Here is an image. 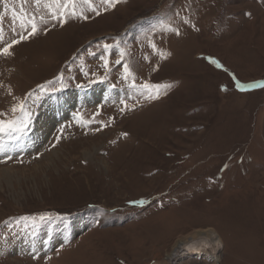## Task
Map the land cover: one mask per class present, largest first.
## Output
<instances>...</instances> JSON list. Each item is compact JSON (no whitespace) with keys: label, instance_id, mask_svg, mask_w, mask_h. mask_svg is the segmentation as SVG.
I'll return each mask as SVG.
<instances>
[{"label":"rangeland","instance_id":"1","mask_svg":"<svg viewBox=\"0 0 264 264\" xmlns=\"http://www.w3.org/2000/svg\"><path fill=\"white\" fill-rule=\"evenodd\" d=\"M50 2L0 1V48L27 37L0 55V120L31 112L0 133L17 143L0 151V264H171L179 237L207 229L219 264H264V88L236 87L264 82V0ZM99 84L104 102L18 144L49 97Z\"/></svg>","mask_w":264,"mask_h":264},{"label":"bare ground","instance_id":"2","mask_svg":"<svg viewBox=\"0 0 264 264\" xmlns=\"http://www.w3.org/2000/svg\"><path fill=\"white\" fill-rule=\"evenodd\" d=\"M106 92L105 87L99 84L96 86L94 85L91 89L65 90L58 95H52L45 101L43 115L42 113L38 114L37 118L33 120L30 134L18 144H20L24 150L34 149L35 143L40 144L41 139L46 138L47 132L53 129L56 130L66 121L74 118V112L78 104L88 103L95 105L104 102L105 98L108 96ZM4 141L5 142H2L0 140L1 152L3 147H9L12 151L16 148V142L6 141L5 139ZM30 144H32V146H29ZM61 242V239L54 240L51 244L46 247L44 246V251L56 248ZM223 247V242L215 231L208 229L197 230L178 238L173 245L172 252L167 257V262L171 264H181L191 257L199 256V258L209 260L211 263L213 262L212 264H219L220 253Z\"/></svg>","mask_w":264,"mask_h":264},{"label":"snow or ice","instance_id":"3","mask_svg":"<svg viewBox=\"0 0 264 264\" xmlns=\"http://www.w3.org/2000/svg\"><path fill=\"white\" fill-rule=\"evenodd\" d=\"M36 4L39 5L41 3V0H35ZM102 3L106 4L108 6V8H114L116 6V4L124 2V0H101ZM85 3H89V5L91 6V0H85ZM72 6V15H76L75 13V0H64V3H61L60 0H51L50 3H46L44 6L49 8V9H60V8H64L67 9L69 6ZM93 11L96 12V15H99L100 12L98 9L92 8ZM51 16L52 19L54 20H60L61 26L63 25V23L65 22L63 19H61L64 16V12H56V11H52L51 12ZM85 19H87V17H84ZM41 21H43V17L40 18ZM185 23H187V21H184ZM30 25V31L28 32V36H34L37 31H38V26L36 23V16L33 15L31 16L30 19L27 20V23L24 22V18H21V28L27 30L28 26ZM2 29H0V38H2ZM177 35H179V32H176ZM27 37L24 36L23 34L20 35V40H24ZM20 40H16L13 39L11 41V43H8L7 46L0 48V55L2 56H9L11 55V51L10 49L17 43L20 42ZM110 46L109 45H104L105 50H107ZM151 47L155 50V45L152 44ZM124 55V53H121V57ZM163 55V54H161ZM209 62L212 64H215L217 67H221V65L219 64L218 61L212 59V58H208ZM120 60H117L116 63H120ZM104 68L107 69L108 68V61L107 59H105L104 61ZM124 68V78L127 80L132 74L131 71L128 67L127 64L123 65ZM133 87H135V83H134V78H133ZM43 87V86H41ZM143 89H148V90H152V89H158L160 86L158 85H150V84H143L140 86ZM236 87L240 90H244L246 88H257V87H262L264 88V82H260V83H256V84H250V85H245V84H241L238 81L236 82ZM222 90H227L222 89ZM29 95H31V93H29ZM152 98V97H150ZM126 107V106H125ZM11 111L13 113L20 111L22 113V117L20 119L17 120H0V133H8L9 135L13 134V133H23L26 131V129L28 128L29 124L31 123V112H29L26 108H25V104L24 102H20L18 105H15L12 107ZM0 115H4L3 113H0ZM59 139V138H58ZM138 203H143V201H140ZM48 217L45 216H41L40 219L44 220L47 219ZM22 219L24 220H28L29 217H22Z\"/></svg>","mask_w":264,"mask_h":264}]
</instances>
